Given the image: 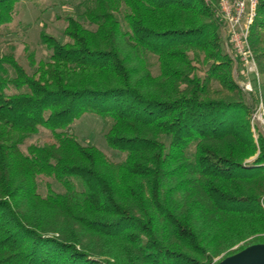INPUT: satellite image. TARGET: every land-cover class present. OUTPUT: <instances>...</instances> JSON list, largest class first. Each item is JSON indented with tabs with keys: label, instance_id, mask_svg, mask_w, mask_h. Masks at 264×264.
I'll use <instances>...</instances> for the list:
<instances>
[{
	"label": "trees",
	"instance_id": "16d2710c",
	"mask_svg": "<svg viewBox=\"0 0 264 264\" xmlns=\"http://www.w3.org/2000/svg\"><path fill=\"white\" fill-rule=\"evenodd\" d=\"M21 1L0 0V26ZM78 18L64 40L41 33L31 73L0 54V264H215L264 243L259 96L234 76L218 0H89ZM249 42L264 89V0ZM85 114L123 160L80 141ZM41 129L52 141L24 151Z\"/></svg>",
	"mask_w": 264,
	"mask_h": 264
},
{
	"label": "rangeland",
	"instance_id": "374dc122",
	"mask_svg": "<svg viewBox=\"0 0 264 264\" xmlns=\"http://www.w3.org/2000/svg\"><path fill=\"white\" fill-rule=\"evenodd\" d=\"M89 0H25L17 4L16 14L13 21L0 26V54L13 53L16 59L27 69L33 72L35 68L30 64L29 54L34 55L35 61L47 60L49 51L42 43L41 33L45 32L53 35L59 40H64L63 30L67 25L66 18L69 16L80 18L85 3ZM78 18V19H79ZM87 26H90L86 23ZM224 50H227V35L223 28ZM234 55L231 50L228 52ZM234 60V59H233ZM149 61L154 74L159 73L157 58L150 55ZM234 76L240 86L246 81L254 82L253 76L244 71L240 62L234 60ZM203 75L202 71H199ZM261 94L264 93L263 77L261 76ZM246 92V91H245ZM247 93V92H246ZM263 99V98H262ZM258 97V105L260 104ZM260 128L264 133V121H259ZM109 123L100 116L85 114L73 125V132L84 144L92 143L101 149L107 156L114 160H123L124 153L117 154L116 150L111 149L106 142L105 134ZM257 139V135L254 134ZM52 141L51 133L45 129L30 138L22 146L24 151L32 143L44 144ZM40 189L45 193L46 179L40 180ZM57 189H61L57 184Z\"/></svg>",
	"mask_w": 264,
	"mask_h": 264
},
{
	"label": "built area",
	"instance_id": "2783aa9c",
	"mask_svg": "<svg viewBox=\"0 0 264 264\" xmlns=\"http://www.w3.org/2000/svg\"><path fill=\"white\" fill-rule=\"evenodd\" d=\"M258 0H218V11L223 23L233 59L242 64L244 71L253 76L254 82L246 81L242 88L248 93L257 92L260 98L254 121H264V103L261 94V74L250 47V28L257 12Z\"/></svg>",
	"mask_w": 264,
	"mask_h": 264
},
{
	"label": "water",
	"instance_id": "95a60500",
	"mask_svg": "<svg viewBox=\"0 0 264 264\" xmlns=\"http://www.w3.org/2000/svg\"><path fill=\"white\" fill-rule=\"evenodd\" d=\"M215 264H264V243L251 244Z\"/></svg>",
	"mask_w": 264,
	"mask_h": 264
}]
</instances>
